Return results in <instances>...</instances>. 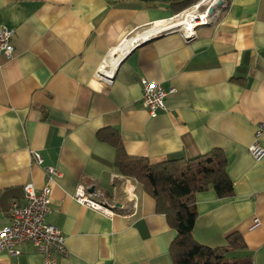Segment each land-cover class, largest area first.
Returning <instances> with one entry per match:
<instances>
[{
    "label": "crops",
    "instance_id": "obj_1",
    "mask_svg": "<svg viewBox=\"0 0 264 264\" xmlns=\"http://www.w3.org/2000/svg\"><path fill=\"white\" fill-rule=\"evenodd\" d=\"M179 1L0 0V24L14 30L15 46L13 57L0 54V228L13 202L25 201L24 185L41 188L46 168H56L47 220L69 250L58 264H174L177 231L155 198L116 170V148L98 136L106 128L121 134L128 154L152 162L224 150L234 193H197L194 237L218 247L238 231L242 254L264 264V156L249 151L255 141L264 147V129L256 136L264 124V0H225L193 38L159 34L120 63L109 86L97 77L113 48L175 15ZM142 78L175 89L157 116L143 105ZM80 184L116 202L120 214L79 203ZM133 190L135 214L126 194ZM21 249L0 250V264H45L31 244Z\"/></svg>",
    "mask_w": 264,
    "mask_h": 264
},
{
    "label": "trees",
    "instance_id": "obj_2",
    "mask_svg": "<svg viewBox=\"0 0 264 264\" xmlns=\"http://www.w3.org/2000/svg\"><path fill=\"white\" fill-rule=\"evenodd\" d=\"M193 1L177 2L176 13L192 5ZM98 136L116 148V170L133 178L152 195L157 212L164 214L169 225L177 231L170 246L174 264H253L251 255L235 254L247 248L238 231L229 233L227 243L218 247L204 245L194 237L197 193L214 190L222 198L234 193L224 150L213 148L194 158L152 162L147 156L128 154L121 134L115 129H103Z\"/></svg>",
    "mask_w": 264,
    "mask_h": 264
},
{
    "label": "built area",
    "instance_id": "obj_3",
    "mask_svg": "<svg viewBox=\"0 0 264 264\" xmlns=\"http://www.w3.org/2000/svg\"><path fill=\"white\" fill-rule=\"evenodd\" d=\"M216 1L198 0L181 12L169 18L156 21L163 22L165 26L171 23L184 22L180 26L175 27L168 25V27L150 34L147 38L178 30L181 31L185 39L189 40L193 38L196 28L200 25L208 24L216 14V10L220 6L215 5ZM202 5H205L204 9H201ZM213 6L214 10L211 11ZM188 17L193 22L192 28L185 25L188 23ZM166 20H169V23L165 22ZM156 22L148 29L142 30L141 33L153 28ZM13 35V29L0 24V54H4L9 58L15 54V46L12 42ZM97 77L102 86H109L114 75L112 77H105L98 73ZM142 83L144 86L143 105L148 110L150 116H157L159 112L167 109L165 99L175 89L167 90L164 86L149 82L145 78H142ZM263 129L264 124H260L256 132L257 137L261 135ZM249 151L256 159L264 156V147L258 141H255L249 146ZM33 157L37 163H42L43 158L41 154L33 152ZM46 172L48 183L44 184L41 188H38L33 182L26 183L24 185L25 201L23 203L13 202L10 209V222L0 228V250L6 251L9 255H19L22 252L21 246L28 243L43 254L45 264H58V257H67L69 250L61 228L47 220V215L51 211L52 202V188L49 182L57 174V170L54 167H47ZM126 194L132 204L133 214L137 213L139 208L138 196L134 190L133 193L127 191ZM73 197L79 203L99 211L106 216L120 214L119 206L116 202L109 201L98 190H89L83 184L77 187Z\"/></svg>",
    "mask_w": 264,
    "mask_h": 264
},
{
    "label": "bare ground",
    "instance_id": "obj_4",
    "mask_svg": "<svg viewBox=\"0 0 264 264\" xmlns=\"http://www.w3.org/2000/svg\"><path fill=\"white\" fill-rule=\"evenodd\" d=\"M192 21V20H191ZM189 17L187 18V24L186 26H190V28L193 27V22H191ZM165 22L169 23V20H166ZM184 22V21H183ZM183 22L174 23V24H168L169 26L175 27L180 26ZM163 22H156L155 26L143 33H139L138 35H134L131 37H128L124 39L119 45H117L115 48L111 50L105 61L103 62L99 74L105 76V77H112L118 67L120 66L121 61L131 52L134 45L139 42L142 39L147 38L150 34L162 30L166 27Z\"/></svg>",
    "mask_w": 264,
    "mask_h": 264
},
{
    "label": "water",
    "instance_id": "obj_5",
    "mask_svg": "<svg viewBox=\"0 0 264 264\" xmlns=\"http://www.w3.org/2000/svg\"><path fill=\"white\" fill-rule=\"evenodd\" d=\"M224 1H225V0H217V1L215 2V5H216V6L221 5V4H223ZM213 10H214V6L211 8V11H213ZM156 36H157V35H156ZM156 36H153V37H151V38H147V39L142 40V41L140 40V42H138V43H136V44L134 45V47H133V49L131 50V52H132L136 47H138L139 45H141L142 43H144V42H146V41H149L150 39H152V38H154V37H156ZM131 52H130V53H131ZM130 53H129V54H130ZM129 54H128V55H129ZM128 55H127V56H128ZM127 56H126V57H127ZM126 57H125V58H126ZM125 58H124V59H125ZM124 59H123V60H124ZM123 60H122V61H123ZM122 61H121V62H122ZM114 75H115V74H114Z\"/></svg>",
    "mask_w": 264,
    "mask_h": 264
},
{
    "label": "rangeland",
    "instance_id": "obj_6",
    "mask_svg": "<svg viewBox=\"0 0 264 264\" xmlns=\"http://www.w3.org/2000/svg\"><path fill=\"white\" fill-rule=\"evenodd\" d=\"M204 8H205V5H202V8H201V9H204ZM149 27H151V26H148L147 28H144V29H142V30L148 29ZM142 30H140L139 33H141ZM135 35H136V34H135ZM235 254H236V255L242 254V251H241V252H237V253H235ZM235 254H233V255H235Z\"/></svg>",
    "mask_w": 264,
    "mask_h": 264
}]
</instances>
